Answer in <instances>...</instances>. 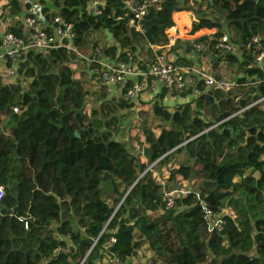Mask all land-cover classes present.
I'll return each mask as SVG.
<instances>
[{"label": "trees", "instance_id": "1", "mask_svg": "<svg viewBox=\"0 0 264 264\" xmlns=\"http://www.w3.org/2000/svg\"><path fill=\"white\" fill-rule=\"evenodd\" d=\"M89 2L50 0L44 13L51 22L60 15L73 23L77 46L90 34L108 32L119 47L100 46L103 54L134 63L135 54L149 41L128 25V19L117 20L130 9L120 0H107L103 14L95 16ZM4 5L14 15L31 6L18 0ZM184 11L193 17V35L214 31L200 38L212 50L226 34L240 51L256 38L264 45V0H170L147 17L153 22L155 47L169 44L167 31L176 26L173 15ZM12 31L23 33L17 26ZM179 46L186 54L193 52L190 42L179 40L173 49ZM78 58L65 48L31 52L22 63L27 90L21 79L0 81V187L6 192L1 204L10 209L18 204L22 216L33 217L26 229L15 212L0 213V264H5L7 241L24 264H105L110 254L118 264H132L143 244L153 253L152 264H158L155 258L160 264H264V111L252 108L232 117L264 95V85L225 92L207 90L199 82L200 96L193 98L189 88L193 99L172 111L164 103L169 90L163 88L152 101L140 102L146 108L138 111L140 123L128 137L141 151L135 154L116 139L124 115L138 110L139 101L125 98L130 84L119 100L105 90L96 94L99 109L86 114L82 106L90 89L73 69ZM81 59L99 89L92 72L96 65ZM221 60L218 54L214 68L221 70ZM225 61L230 71L244 75L242 84L257 75L263 78L245 55L232 54ZM171 95L187 98L182 90ZM7 120L8 137L1 129ZM76 131L79 138L70 136ZM184 152L190 161L172 170L168 181L179 175L195 179L199 192L192 195L190 207L182 209L176 197V205L167 209L164 182L157 173ZM57 164L66 172L58 174ZM86 166L98 176L97 193L74 210L66 177L84 185L80 169ZM48 197L58 199L54 212L46 211ZM203 207L216 215L230 209L233 216L224 214L226 226L210 232ZM112 239L116 243L111 245Z\"/></svg>", "mask_w": 264, "mask_h": 264}, {"label": "built area", "instance_id": "2", "mask_svg": "<svg viewBox=\"0 0 264 264\" xmlns=\"http://www.w3.org/2000/svg\"><path fill=\"white\" fill-rule=\"evenodd\" d=\"M21 5L31 4L29 9L22 13L21 25L23 33L21 36L12 31L14 25L8 16H0V81L3 84L16 83L21 79L22 63L31 52H40L46 54L53 50L65 48L70 52H75L78 56L85 59L88 63L95 64L92 69L95 80L99 89L105 90L112 94L115 91H122L127 84L125 98L139 101L143 95H155L159 86L170 89L171 91L188 92L191 88L192 95L200 96L197 88L199 82H203L207 90L218 89L230 92L236 90L240 86H254L255 88L264 85V45L261 38H256L247 43L243 50L231 44L229 37L224 36L211 49V45L207 42L200 41L201 37L192 38L190 43L193 47L195 56H206L208 59V68L184 66L177 64L169 57L171 49L178 43V30L174 27L167 31L170 42L165 46H153L155 54L153 61L147 68L141 69L135 63L126 62L118 57L105 56L104 50L100 46H93L88 55H84L76 47L77 31L73 23L66 21L62 16L58 15L51 22L47 20L44 13L48 1L36 0H18ZM167 0H137V4L133 8L135 0H120L121 4L130 9L128 12L117 18L118 21L128 19V25L136 32L145 33L144 26L141 25L143 20L151 11H161ZM107 6V0H90L89 12L95 16H101L104 8ZM170 31H174V35L170 36ZM177 41V42H176ZM219 50V53L216 51ZM219 54L221 60V74L217 77L213 73L214 60ZM232 54L245 55L250 59V68L263 75V78L242 84L241 80L244 75L237 76L228 69L225 59ZM195 78V79H193ZM239 100V98H237ZM252 108H259L264 111V95L250 102L245 108H242L232 117L239 116ZM14 112H19L14 109ZM231 117V118H232ZM6 192L0 187V204L5 199ZM166 208L170 209L176 205V196L165 192ZM209 221V231H221L226 226L223 219V211L221 215L214 214L209 208L203 207ZM33 217L20 216L18 220L22 222L26 229L29 228V220ZM116 243L115 239L111 240V245ZM71 252V248L67 249ZM55 253H59L58 250ZM105 264H118V260L110 254V261Z\"/></svg>", "mask_w": 264, "mask_h": 264}, {"label": "rangeland", "instance_id": "3", "mask_svg": "<svg viewBox=\"0 0 264 264\" xmlns=\"http://www.w3.org/2000/svg\"><path fill=\"white\" fill-rule=\"evenodd\" d=\"M222 23L224 25H227L225 22V19L222 17L221 19ZM188 22V16H187V21ZM185 23V24H186ZM179 24V27L181 28V24ZM178 29V28H177ZM192 28L191 29H186V31H183L181 33L180 38H182L181 40L183 42H191L190 40L192 38L195 37H203L206 35L211 34L213 31L210 30H202L200 32H197L196 34H192ZM101 33H103L104 36H99V39L96 40V38L98 37H94V34H90L88 35L84 42H83V46L81 44V47H83L85 50H80L84 55H88L89 52L87 50H91V47L89 48V46H102L105 43V39L108 38L107 34L108 32L102 31ZM170 36L174 35V31H170ZM178 34V33H177ZM168 35V34H167ZM227 36L230 34H226ZM169 37V36H168ZM112 38V36H111ZM179 40V39H178ZM114 41V40H113ZM91 44V45H90ZM208 68V65H205ZM73 69L76 72V76H78L81 74L84 76L82 77V80L84 82L87 83V88L90 89V95L86 97L84 104L82 106V110L84 113L86 114H91L92 110L94 109H99V101L96 100L95 95L96 94H100L103 93L102 89H97L95 87V85L92 83V80L90 79V75H89V66L86 62H83L81 57L79 56V58L75 61L74 65H73ZM81 79V78H78ZM20 82H22V84L25 87V90H27L28 88V79H21ZM181 97V96H180ZM195 97V96H192ZM240 97V96H239ZM187 99L190 101L191 97L187 96ZM185 100L183 97L179 98V99H174L172 97H168L167 100L165 101V105L174 110L175 106L174 104L177 103L178 101H188ZM115 101V100H114ZM142 100H139V103L137 105V109L138 110H132L130 113L127 112V115H124L125 117L123 118V121L121 122V126H120V130L117 132L116 134V139L125 142L127 148L129 149V151L131 153H135V154H139V152L137 149H135L134 145H131L128 143V137H129V133H130V129L133 126H136L139 122L138 119V111H142L143 108H146L144 104H140ZM140 104V105H139ZM152 105V104H151ZM174 106V107H173ZM136 146V145H135ZM139 146V145H138ZM138 146H136V148H138ZM52 157H54V155H52ZM56 160V159H54ZM186 161H190L188 155L184 152L182 154H177L172 161L162 170V171H158V177H160V179L164 182V192L166 193H171L174 194L177 198H180L182 200V205L183 208H188L191 206V197L194 194H198L199 192V188L197 186V184L195 183V179L193 180H188V179H182V176H173V178L169 180L170 176H171V171L174 169L178 168V165L180 164H184L186 165ZM57 173L60 174L62 172H66L64 171V166L61 164H57ZM70 173V169L67 171ZM80 175L83 176V178L85 179L84 182L85 184H76L75 182H73V180L67 176L66 182L68 184V186L71 188V194L73 195L74 193H77V196H75V198H69V200H72V207L74 210H78L80 209V205H82V202L84 201L83 199H85L86 201L91 199V197L93 195H95L97 193V182H98V176L97 174L92 171L89 170L88 167H84L80 169ZM258 177V175H256ZM239 178L236 179V181H238ZM76 187V188H75ZM80 188H83L82 191H80ZM86 196V197H85ZM49 199H47L49 202L47 203V212H54V208H53V202H57V198H55V200L51 199L50 197H48ZM226 212L229 213V215L233 214L231 213L230 209H226ZM23 215H27V212H23ZM175 235V234H174ZM7 245H9V247H5V249L3 250V252L5 253L3 255V258L5 259V264H24V259L21 255H19L18 253H16L10 245V241H7ZM153 253L152 251L149 249V247L146 244H143L142 247L138 250L137 256L135 258H133L132 260V264H152L153 263ZM110 261V260H109ZM155 261L160 264V262L155 258Z\"/></svg>", "mask_w": 264, "mask_h": 264}, {"label": "crops", "instance_id": "4", "mask_svg": "<svg viewBox=\"0 0 264 264\" xmlns=\"http://www.w3.org/2000/svg\"><path fill=\"white\" fill-rule=\"evenodd\" d=\"M8 0H0V12L2 13V15H0L1 17H5V16H8L11 18V21H12V24L14 26H18L21 25V20L20 18L22 17L23 14L21 15H14V14H11L10 12V8L9 9H4V4L5 2L7 3ZM31 2H34L36 3V0H31ZM187 16H188V22L186 23L187 21ZM173 19L176 23V26L174 27L176 30H178V38L179 40H181L182 38H180L181 36V33L183 31H186V29H191L192 28V22H193V17L191 15L190 12H187V11H184V12H180V13H175L173 15ZM181 24V28L179 27V24ZM186 23V24H185ZM178 28V29H177ZM204 30H207V29H204ZM202 31V30H201ZM210 31H213V30H210ZM200 32V31H199ZM214 32V31H213ZM212 32V33H213ZM211 33V34H212ZM183 34V33H182ZM99 36H104L103 33L101 32H98L96 34H94V37H98L96 38L99 39ZM108 38L105 39V43L102 45L103 47L107 48V47H113V46H117L119 47V45L113 41V39L111 37H109V33L107 34ZM177 42V41H176ZM91 45V44H90ZM82 46H83V43H82ZM154 45L150 44L149 45H143V48L142 49H139L138 52L135 54V56L137 57L136 58V61L134 62L136 65L139 66V68L141 69H145L148 67V65L153 61L154 59V54H155V48H153ZM76 47L78 49H82V50H85L83 47H81V44L80 45H76ZM91 47L92 49V45L89 46V48ZM172 51L169 53V57L171 59H173L175 62H177L179 59L182 61L181 63H177L179 65H184V66H196L198 68L200 67H205L207 68L205 65H208V59L206 56H200V57H197L195 56L194 52L192 53H188L186 54L183 47L179 46L177 49H171ZM89 53L91 52V50H87ZM214 67V65H213ZM213 73L214 75L218 74L220 75L222 72L221 70L219 69H216V68H213ZM195 79V78H193ZM98 89V88H97ZM162 86H159L156 94L153 96V95H143L140 100H142L143 102H150L154 99V97L159 94L161 91H162ZM104 92V90H103ZM172 92H175V91H171L169 89V95L165 98V101L167 100L168 97H172L174 99H179L181 98L180 96H172ZM186 93V94H185ZM185 95L188 96V92L185 91ZM123 96L122 94V91H115L114 93L110 94V98H113V99H116V100H119L121 97ZM190 96V94H189ZM191 96H194V95H191ZM192 98V97H191ZM194 98V97H193ZM192 98V99H193ZM185 99V98H184ZM191 99V100H192ZM185 100H188L187 98ZM164 101V103H165ZM189 101V100H188ZM185 102V101H184ZM183 101H178L177 103L174 104V106L178 105V104H182L184 103ZM187 102V101H186ZM173 106V107H174ZM172 111V109H171ZM3 118V117H2ZM9 128H10V122H8V120L1 126V129H2V133L5 135V136H9ZM137 146V145H136ZM66 182V181H65ZM67 183V182H66ZM69 187V186H68ZM71 188L69 187V198H75V196H77V193H74L73 195L71 194ZM70 202L72 203V200H70Z\"/></svg>", "mask_w": 264, "mask_h": 264}, {"label": "water", "instance_id": "5", "mask_svg": "<svg viewBox=\"0 0 264 264\" xmlns=\"http://www.w3.org/2000/svg\"><path fill=\"white\" fill-rule=\"evenodd\" d=\"M167 1H170V0H167ZM210 1L212 2V0H210ZM136 4H137V0H135V2L133 4V8L135 7ZM141 25H143V26H149V29H147L146 32H145V37L147 38V40L149 41V43L153 45L154 44V39H153L152 32H151V29L153 27V22L151 20H143L141 22ZM70 136H76L77 138H79L80 137V133L78 131H76L75 133H70ZM169 154H167V155H169ZM16 199L18 200L19 199V196H16ZM4 211H8V212H11V213L12 212H15L16 213V218H19L21 216V211H20V208H19V205L18 204L13 209H10L7 206H3L2 204H0V213H3Z\"/></svg>", "mask_w": 264, "mask_h": 264}]
</instances>
